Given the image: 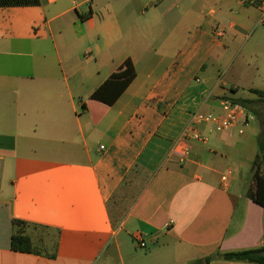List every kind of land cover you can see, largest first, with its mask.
Returning a JSON list of instances; mask_svg holds the SVG:
<instances>
[{
	"label": "crops",
	"instance_id": "1",
	"mask_svg": "<svg viewBox=\"0 0 264 264\" xmlns=\"http://www.w3.org/2000/svg\"><path fill=\"white\" fill-rule=\"evenodd\" d=\"M36 1L0 7V264H253L220 255L264 246L245 179L263 125H201L183 159L179 140L232 101L209 63L264 0ZM126 60L116 101L83 108ZM13 220L55 257L12 251Z\"/></svg>",
	"mask_w": 264,
	"mask_h": 264
},
{
	"label": "rangeland",
	"instance_id": "2",
	"mask_svg": "<svg viewBox=\"0 0 264 264\" xmlns=\"http://www.w3.org/2000/svg\"><path fill=\"white\" fill-rule=\"evenodd\" d=\"M260 15L252 7L250 23L241 29L238 28L235 34H231L226 27H223L222 30H225L227 34L222 39V43L228 49L226 51L221 50L222 48L216 50L209 63L210 66L211 64L214 65L213 71L216 73L217 80L221 79L220 81L225 83L227 89L235 87L234 92H229V97L233 98L232 100L258 101L259 97L250 92L249 89L254 88L264 92V25L259 24ZM235 17L237 18L238 14L234 10L232 16L226 17L225 21L233 20L237 22ZM248 111L258 117L252 123V126L261 128L264 118V103L258 102L253 107L251 106ZM259 138L260 134L256 131L249 133L251 148L255 152L258 151ZM252 171L253 169L245 176V179H249L250 190L254 188ZM22 230H24V227H22ZM37 245L44 253L52 251L46 246ZM115 263L119 264L117 258Z\"/></svg>",
	"mask_w": 264,
	"mask_h": 264
},
{
	"label": "trees",
	"instance_id": "3",
	"mask_svg": "<svg viewBox=\"0 0 264 264\" xmlns=\"http://www.w3.org/2000/svg\"><path fill=\"white\" fill-rule=\"evenodd\" d=\"M37 4L36 0H0V7L10 6H27ZM135 77V70L131 60H126L112 75L111 77L100 86L90 100L83 104V108H88V104L96 102L101 103L103 108H107L122 94L125 88ZM250 92L256 94L258 101L251 100H232V102L240 104L245 109H251L258 102L264 103V93L258 89H250ZM100 105V104H99ZM102 112V111H101ZM100 115V114H99ZM262 131L258 139V154L253 162V180L254 188L249 190L247 197L258 204L263 209V228H264V118L262 120ZM13 234L10 238V249L14 252L28 253V254H47L50 258L55 257V251L48 253L42 252L38 248L37 243L24 234L22 227L25 223L17 220L12 221ZM58 234V232H57ZM264 251V246L260 248L247 249L235 252L222 253L220 256L224 261L228 262H247L253 264H264V258L260 253Z\"/></svg>",
	"mask_w": 264,
	"mask_h": 264
},
{
	"label": "built area",
	"instance_id": "4",
	"mask_svg": "<svg viewBox=\"0 0 264 264\" xmlns=\"http://www.w3.org/2000/svg\"><path fill=\"white\" fill-rule=\"evenodd\" d=\"M257 0H247L249 5H254ZM259 24L264 25V4H262V9L260 12ZM221 79H219L220 82ZM221 112H203L201 110H196L192 113L189 124L184 129L179 143L185 145L184 152L180 156L183 159L188 155L189 148L187 143L189 141H197L201 143H207L208 138L201 134L198 127L201 125L209 126V132L214 133H225L230 131H236L237 134L242 135L245 128L254 120V116L250 114L247 109H245L240 104L234 103L230 100H223L220 102ZM231 170H227L220 176L221 182L226 185L229 178L231 177ZM139 247L144 249L146 247L145 243L140 241L138 243Z\"/></svg>",
	"mask_w": 264,
	"mask_h": 264
},
{
	"label": "water",
	"instance_id": "5",
	"mask_svg": "<svg viewBox=\"0 0 264 264\" xmlns=\"http://www.w3.org/2000/svg\"><path fill=\"white\" fill-rule=\"evenodd\" d=\"M260 255H261V257L264 258V251H262V252L260 253Z\"/></svg>",
	"mask_w": 264,
	"mask_h": 264
}]
</instances>
